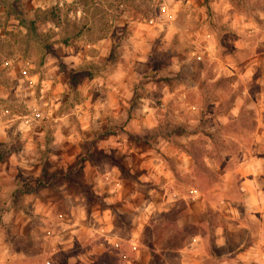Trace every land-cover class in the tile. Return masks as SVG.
I'll list each match as a JSON object with an SVG mask.
<instances>
[{
	"label": "crops",
	"instance_id": "obj_1",
	"mask_svg": "<svg viewBox=\"0 0 264 264\" xmlns=\"http://www.w3.org/2000/svg\"><path fill=\"white\" fill-rule=\"evenodd\" d=\"M25 1L28 0H23L24 3ZM29 1L31 8L22 5L21 16H13L5 8L0 9V61H2L0 70L7 65L23 64V56L18 54V44L14 46L10 36L18 32L27 34L28 30L24 27L22 19L28 17L33 23L36 14L41 8L44 9L41 6V0ZM261 1L264 7V0H177L173 10H169L166 5L163 8L165 20L160 26L162 29L169 31L173 28L176 33H180L179 38H184L183 34L187 33L188 41L198 50L197 59L210 64L217 63L216 65L228 72L224 76L209 75L206 78H200L201 84L194 90L202 99L207 84H213L220 79L230 84L231 88L218 90L216 100L214 99L215 103L209 111L215 112L218 116L233 115L237 119L245 110L246 99L253 95L251 92L253 84L259 85L255 94L259 119L255 122L254 140L250 151L248 152L246 148L239 155V168L231 171L223 167L219 164V157L213 154L212 150L207 149L202 155L207 168L218 176L215 184H210L203 174L197 171L195 158L185 151L184 148L194 141L185 139L187 129L185 134L175 133V139L171 136L168 139L159 137L153 142L148 138L147 135L160 126L156 109L150 106L148 100L137 99L135 92L130 90L127 87L128 84L122 80L124 75L115 80L110 79V82L115 81L114 83H118L119 86H107L106 89L102 87L101 78L88 80L89 87L81 90V102L72 108V114L69 115L58 114L68 98V95L58 88L56 82L65 81L58 73L50 78L45 76L46 79L40 78V75L33 76L28 81L31 91L25 89L26 84L21 80L14 83L13 78H8L10 81L7 79V84L0 81V98L10 99L14 95L22 99L26 93L27 97L30 95L33 98L27 101L30 111L25 115L9 116L8 110L0 108V130L18 129V127L38 129L39 126H35L36 123L41 115L47 113L46 118L53 128L58 129L57 133L63 131L59 134L61 137L58 136L50 147L52 152L49 160L72 163L79 159L81 172L87 183H95L93 191L98 193L101 186H106L105 191L109 194L105 200L108 201L109 206L102 213L94 211L87 216L90 206L86 199L82 195L79 197L66 195V188L69 186L67 184L56 189L50 183L46 187L33 183L29 191H24L22 186L17 190L18 186H16L18 195L15 204L10 208L16 212V225L20 229L18 235L28 240L27 245L30 246V251L20 254L16 259L4 254L0 256V264H38L39 240L47 248L46 253L53 256V252L67 249L64 245L65 236H71L70 240L75 241L74 235L76 237V233L81 232L78 230L80 228L86 233V238L77 237L82 246L81 250L86 244L93 246L89 253L84 255L81 252L78 253L77 259L74 260L78 264H96L105 254L114 262L113 264H152L153 250L144 241L145 237L151 242L155 239L152 236L147 235V237L145 230L152 224H159V217L163 214H171L173 224L178 228L192 230L190 243L168 256L175 260L180 258L184 260L190 249L201 252L205 248L211 229L212 211L220 215L222 221V225L217 227L216 234L223 233L228 224L233 221L238 222L244 217L246 223L239 221L238 227L249 230L248 238L251 243L241 242L238 249H244L237 251L236 254L238 257L244 254L258 258L261 256L264 259V45H259L260 41H264V34L262 38H257L256 42L253 39L251 44L247 41L248 38H254L256 33L264 32V9L257 5ZM249 2L251 5L255 3L253 8L249 9ZM253 43L255 46H252ZM10 47L15 50L13 57L8 56L11 55V53L8 54ZM202 49L205 51L200 52L199 50ZM28 54L31 58L27 59L25 64L37 66L34 53L28 52ZM249 55L253 57L248 58ZM245 56L247 59L241 64L238 59ZM10 57L12 59H8ZM48 57L49 55L45 58V66L51 61ZM120 80L127 88L119 84ZM39 83L43 90H41V99L38 101L34 95L36 89L33 84L36 88ZM48 83L52 84L49 89H47ZM56 84L58 87H55ZM234 84L238 86L235 90H233ZM170 94L171 91L167 94L168 98ZM187 96L188 91L180 90L181 102H184ZM231 99L232 106L221 110L220 105ZM133 101L141 102V105L129 114L130 103ZM165 106L162 105L163 108ZM218 109L221 110L220 113H217ZM190 110L199 111L201 115L204 112V109L200 110V107L196 109L192 106ZM71 115H75L78 119L83 130V137L73 136ZM236 119L224 120L221 127L235 125ZM112 123H115V130H117L115 136L110 135L107 140L101 139L99 134L105 135L103 131ZM238 128L241 129L242 125L239 124ZM34 141V139L31 140L33 147ZM152 146L156 150H152ZM144 147L149 149L145 151ZM107 153L115 157L111 158L115 163L111 161V168L103 172L97 161H100L101 157ZM24 155L23 149L10 156L0 154V176L12 177L13 173L16 176L20 175V171L24 170L22 166L30 160ZM31 160L33 161H31L30 169H36L37 160L34 161L32 158ZM223 160L230 162L233 159L226 157ZM3 161H14L15 171L12 169L13 163L2 166ZM38 171L43 170L39 167ZM50 171L52 169H49V173ZM233 172L242 180L243 201L235 203L222 199L218 206H213L209 198L213 195L217 196L221 189L232 188ZM35 175L38 176V174ZM197 183L205 185V188L197 186ZM9 189L11 187L5 188V191H10ZM56 190L60 192V196L63 195L64 205L71 209L69 216L57 212L58 202L46 195L56 193ZM111 204L115 205L112 206L115 209L110 207ZM247 215L254 219L253 225L256 227L247 220ZM237 216L241 219L238 220ZM91 218L97 221L95 225L98 223V227L88 225ZM163 221V225H167V221ZM58 225L61 228H58ZM2 237L3 235L0 236L1 241ZM155 248L157 254L164 255L158 246ZM196 256L197 253H195ZM9 258L10 261H8ZM168 258L165 259L166 264L168 260H172ZM258 258H252L251 262L259 264ZM70 262L72 264V259ZM45 264H51L50 260L46 259Z\"/></svg>",
	"mask_w": 264,
	"mask_h": 264
},
{
	"label": "rangeland",
	"instance_id": "obj_2",
	"mask_svg": "<svg viewBox=\"0 0 264 264\" xmlns=\"http://www.w3.org/2000/svg\"><path fill=\"white\" fill-rule=\"evenodd\" d=\"M40 2L44 9L41 8L36 14L33 23L29 21L28 17L22 19L24 27L28 30L27 34L18 32L10 36L11 43H14V46L18 44V54L23 56L24 60L23 64L19 66L16 64L7 65L0 70L1 83H6L8 78H13L14 83L21 80L26 84L25 89L30 90L31 86H29L28 81L33 76L40 75V78L46 79L45 76L50 78L58 73V75L63 76L65 81H57L59 87L57 84L55 87L68 95L58 114L69 115L72 114V108L81 102V90L89 87L88 80L101 78L102 87L106 89L107 86H119L118 83H114L115 81L110 82V79L115 80L124 75L122 80L128 84L127 87L130 90L135 92L137 99L148 100L150 106L156 109L157 119L160 121L159 127L163 132L167 134L175 129H187L188 133L185 135V139L194 140V147L204 154L207 149L212 150L211 152L219 157V164L231 171L239 168V155L246 148L249 152L254 140L255 122L259 119L255 94L259 85L253 84L251 88L253 95L246 99L245 110L237 119L233 115L218 116L215 112L209 111L215 103L214 99L216 100L215 96L218 94V90L223 87L231 88L230 84L225 81L219 85L207 84L202 99L197 96L194 90L201 84L200 78H206L209 75L224 76L228 72L223 67L216 65L217 63L210 64L197 59L198 50L188 41L187 33L183 34L184 38H179L180 33H176L173 28L167 31L160 27L165 20L163 8L167 6L169 10H173L177 5V0H168V3L167 0H41ZM262 3L263 1L258 2L257 5L264 9ZM253 4L248 3L249 9L253 8ZM22 5L31 8L29 0L25 3L23 0H0V9L5 8L13 16L21 14ZM168 23H170L169 20ZM263 34L264 32L256 33L254 38H248L247 41L250 44L253 40L256 42L257 38L263 37ZM65 42L67 43L65 44ZM259 45L263 46L264 41H260ZM3 46L4 44L1 49ZM252 46L255 44L253 43ZM5 48L8 47L5 46ZM28 52L34 53L37 66L32 67L25 64L27 59L31 58ZM9 53L11 55L8 56L13 57L15 50L10 47ZM48 55L51 61L45 66V58ZM11 57L8 59H12ZM249 57L253 56L249 55ZM245 59H247L246 56L238 59V61L241 63ZM177 74L179 75L178 78ZM123 83L121 80L119 81L120 85ZM48 84L47 89L52 87L51 83ZM234 86L233 90L238 87L237 84ZM33 87L36 89L35 98L39 101L43 87L40 83L36 88L33 84ZM122 87L127 88L125 85ZM180 90L182 92L188 91L186 100L183 99L184 102L179 99ZM169 91L171 94L168 98ZM209 95H211L209 98L212 100L208 97L205 98ZM31 99L33 98L30 95L27 97V93L22 99L14 95L10 99L0 98V108L8 110L9 116L25 115L30 111L27 101ZM139 105L141 102H131L129 114ZM162 105L166 106L163 108ZM192 106L196 109L198 107L200 110L204 109L203 114L201 115L199 111L190 110ZM46 114L41 115L40 120L36 123L35 126H39L38 129L18 127V129L0 130V154L10 156L21 152L23 149L24 156L30 158L22 166L24 170L20 171V175L16 176L13 173L12 177L0 176V236L3 235L2 241L0 240L2 247L0 248V256L6 254V256L10 255V258L13 256L16 259L20 254L30 251V246L27 245L28 240L18 235L20 229L16 225V212L10 208L11 205L15 204L18 195L16 193L21 186L24 187V191H29L33 183L41 187H46L50 183L56 189L67 184L69 186L66 188V195H73L74 197L82 195L86 199L88 206H90L88 209L90 212L87 213V216L94 211L102 213L109 206L108 201H105L109 197L105 191L107 190L106 186H101L102 190L99 189L98 193L93 191L95 183H87L81 172L79 159L72 163L49 160L52 152L50 147L52 143H55L58 136L61 137L59 134L63 131L61 130L58 134V129L51 126ZM235 119V125L221 127L224 120ZM70 122L72 123L73 136L83 137V130L75 115H71ZM29 124H32L31 121ZM239 124L242 125L241 129L238 128ZM117 128L119 129V127ZM115 131H117L115 130V123H112L103 131L105 135L100 133L99 136L102 137L101 139L107 140L110 135L115 136ZM154 134L152 132L147 135L153 142L159 138ZM209 134L214 135L213 140L216 145L207 138ZM169 135L174 138V133ZM32 139L35 140L34 147L31 144ZM148 149L144 147L145 151ZM151 149L156 150L153 146ZM112 157L114 156L107 153L101 157L100 161H97L103 172L108 171L112 163H115L111 160ZM226 157L233 160L230 162L223 160ZM31 158L34 161L37 160L38 164L36 165L37 168L33 170L30 169L31 161H33ZM1 163L2 166L13 163L12 169L15 171L14 161ZM39 167L43 170L42 172L38 171ZM49 169H52L50 173ZM184 178L186 177L184 176ZM231 179L232 188L230 190L221 189L217 196L210 193L213 197H210L209 200L213 206H218L222 199L235 203L243 201L242 180L235 172H233ZM52 180L54 182H51ZM16 186H18L17 190ZM197 186L205 188V185L199 183ZM7 187H11L10 191H5ZM46 195H49L50 198L53 197L54 201L58 202L57 212L69 216L71 209L64 205L63 195L60 196L58 190L56 193ZM112 204L110 207L115 209L112 207L115 205ZM236 218L241 219L238 216ZM246 218L251 221L252 226L256 227L253 225L254 219L249 215ZM239 221L246 223L244 217ZM95 222L97 221L91 218L87 223L92 227H98V223L95 225ZM210 222L211 229L207 236L205 248L201 252L190 249L187 251L184 260L181 258L180 260L172 259L168 260V264H258L251 262L252 258L258 257H250L244 254L242 257H238L236 254L241 242L244 244L245 242L251 243L248 238L250 236L249 230L239 228L238 222L233 221L226 226L223 233L216 234L217 227L222 225V221L220 215L214 211L210 214ZM57 227L61 228L59 225ZM78 230L81 232H77L76 237L74 235L75 241L70 240L71 236H65L66 243L64 245L67 246V249L53 252V256L46 253L47 248L39 240L38 264H45L46 259H49L51 264H71V259L72 264H78L77 261H74L77 259L78 253L81 252L83 255L89 253L93 246L90 247L86 244L81 250L82 246L77 237L86 238V233L81 228ZM195 253H197L196 257ZM10 258L8 261L11 260ZM258 262L264 264V259L260 256ZM113 263L111 259L106 257V254L102 255L96 262V264Z\"/></svg>",
	"mask_w": 264,
	"mask_h": 264
},
{
	"label": "trees",
	"instance_id": "obj_3",
	"mask_svg": "<svg viewBox=\"0 0 264 264\" xmlns=\"http://www.w3.org/2000/svg\"><path fill=\"white\" fill-rule=\"evenodd\" d=\"M68 41V40H67ZM67 42H65L66 44ZM225 80L220 79L217 82L213 83V85H219V83L224 82ZM226 82V81H225ZM226 88V87H223ZM233 100L226 101L220 105L221 110L229 109L232 106ZM218 109L217 113H220L221 111ZM181 132L182 134L186 133V129H175L170 131L166 134V132H163L160 127L153 130L154 135L157 137H162L165 139H168L170 137V133H177ZM207 138L210 139L212 144L216 145V142H214L213 134L207 135ZM194 141L191 142L187 148L185 149L187 153L192 155L195 158L196 163V169L197 171L201 172L203 174V177H205L210 184H215L218 181V176L213 172L210 171L207 166L205 165L203 161L202 155H204V152H201V150L194 147ZM203 151V150H202ZM205 151V150H204ZM167 221V225H163L164 221ZM159 224L154 225L152 224L149 228L145 230L146 236H152L155 240L151 242L150 239L145 237L144 243L147 244L152 250V264H166L165 259L168 258L169 255L173 254L174 252H177L181 250L182 248L186 247L190 243V238L192 236V230L184 228H178L176 225L173 224V217L171 214H163L161 217H159ZM147 236V237H148ZM159 247L161 249L162 255L157 254L156 248ZM242 248L241 250H243ZM241 250H237L238 252ZM168 259H174V258H168Z\"/></svg>",
	"mask_w": 264,
	"mask_h": 264
},
{
	"label": "built area",
	"instance_id": "obj_4",
	"mask_svg": "<svg viewBox=\"0 0 264 264\" xmlns=\"http://www.w3.org/2000/svg\"><path fill=\"white\" fill-rule=\"evenodd\" d=\"M24 74L26 75V72H24Z\"/></svg>",
	"mask_w": 264,
	"mask_h": 264
}]
</instances>
